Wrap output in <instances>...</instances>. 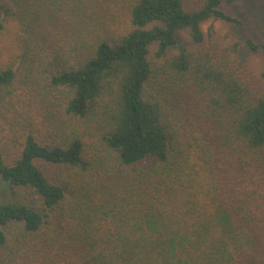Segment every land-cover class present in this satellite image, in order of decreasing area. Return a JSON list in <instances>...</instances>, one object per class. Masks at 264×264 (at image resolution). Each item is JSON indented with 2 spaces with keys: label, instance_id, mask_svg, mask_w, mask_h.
<instances>
[{
  "label": "trees",
  "instance_id": "1",
  "mask_svg": "<svg viewBox=\"0 0 264 264\" xmlns=\"http://www.w3.org/2000/svg\"><path fill=\"white\" fill-rule=\"evenodd\" d=\"M222 2L0 0V264H264V42Z\"/></svg>",
  "mask_w": 264,
  "mask_h": 264
},
{
  "label": "rangeland",
  "instance_id": "2",
  "mask_svg": "<svg viewBox=\"0 0 264 264\" xmlns=\"http://www.w3.org/2000/svg\"><path fill=\"white\" fill-rule=\"evenodd\" d=\"M186 8L196 6L198 0H183ZM222 7L232 16L240 18L244 21L243 26H236L234 24L224 23L222 21H214L212 23L214 28L215 39L219 42L232 43L235 39L244 43L246 37H251L255 42H264V0H223ZM210 22L207 21L203 24V29L206 30ZM13 34L4 36L0 42V48L4 51L5 55L12 54L16 48L15 43L12 42ZM179 43L175 45H187L190 43L186 31H181L177 35ZM247 57V65L250 72L256 75L264 64V53L254 52L249 53L245 49H241ZM264 89V81L261 83ZM52 173L51 170H49ZM12 188L3 186L0 181V198L10 200L12 197Z\"/></svg>",
  "mask_w": 264,
  "mask_h": 264
}]
</instances>
